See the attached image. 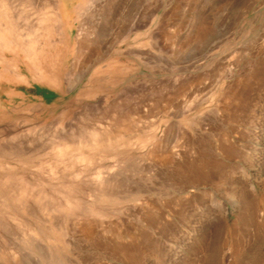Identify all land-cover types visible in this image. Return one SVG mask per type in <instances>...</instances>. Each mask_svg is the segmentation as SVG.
<instances>
[{
  "label": "rangeland",
  "instance_id": "374dc122",
  "mask_svg": "<svg viewBox=\"0 0 264 264\" xmlns=\"http://www.w3.org/2000/svg\"><path fill=\"white\" fill-rule=\"evenodd\" d=\"M6 2L0 264H264V0Z\"/></svg>",
  "mask_w": 264,
  "mask_h": 264
},
{
  "label": "bare ground",
  "instance_id": "6f19581e",
  "mask_svg": "<svg viewBox=\"0 0 264 264\" xmlns=\"http://www.w3.org/2000/svg\"><path fill=\"white\" fill-rule=\"evenodd\" d=\"M6 1H9V0H0V18L3 20V21H5V20H7L6 22H5V24H10V26L12 27V29L11 30H9L10 32H9V34L8 35H10V36H12V40H11V42H9L10 43V45L12 46L10 49L8 48L9 46H7V48L9 49V51H10V53L11 54H13V56H14V58L15 59H17V58H19V55L22 53L24 56H25V59H28V61L31 63V64H28L26 61V63H27V65H26V67L28 68V72H30L31 73V75H34V76H32V78H33V80L34 81H40V82H42V83H46V84H50V85H52V86H54V87H56V88H58V86H55V85H57L58 84V82H57V75H58V71L59 70H57L58 68L56 67V65H57V61H55V60H57V58L56 57H54V58H56V59H54L53 58V60L51 59V60H45V61H42V65H41V62L40 63H36V62H34V60H33V57H30V56H32V55H30L31 53H33V55L34 56H36L35 55V52H34V50L35 49H33V47H32V42H31V40H29L27 37L30 35V36H32V34L31 33H27V34H23L22 33V25H20V24H18V23H21L19 20H20V18L21 19H23L22 18V16L21 15H19L18 16V14H22L21 12H19L16 16L13 14V13H11V15L10 16H6V14H8V13H5L4 11H9V10H7L8 9V7H6ZM10 1H12V0H10ZM14 1H16V0H14ZM6 2V3H5ZM46 2V1H45ZM14 3H16V2H14ZM8 5L10 4V6H11V3H7ZM12 5H14L13 3H12ZM11 9V8H10ZM12 10V9H11ZM4 12V13H3ZM10 12V11H9ZM10 14V13H9ZM13 14V15H12ZM8 17V18H7ZM17 17H19V18H17ZM47 17V16H46ZM7 18V19H6ZM9 19V20H8ZM18 19V20H17ZM50 19V18H49ZM18 21V22H17ZM4 23V22H3ZM44 23V22H43ZM7 26V25H6ZM7 28H9L8 26H7ZM49 28V27H48ZM32 29V28H31ZM53 29V28H52ZM59 29V28H58ZM50 30V29H49ZM47 31V30H46ZM60 31V30H59ZM8 32V31H7ZM47 32H49V31H47ZM53 32H54V30H53ZM59 33V32H58ZM1 34H2V32L0 33V36H1ZM3 35V34H2ZM27 36V37H24V36ZM35 36V35H34ZM52 36H53V34H52ZM23 37L26 39V40H23ZM135 37H136V35H135ZM3 38V37H2ZM1 39V38H0ZM60 40V39H59ZM3 41V40H2ZM86 41H87V38L85 39V40H83V41H81L82 43H81V46H80V50L81 49H83L84 48V44L86 43ZM56 42V41H55ZM2 43L3 42H1L0 41V45H2ZM4 44V43H3ZM30 45V46H29ZM31 47V48H30ZM54 47V46H53ZM3 48V47H2ZM6 48V47H5ZM56 49H57V46H56ZM41 51V50H40ZM94 51H97L96 49H94V50H91V52L93 53ZM38 53V52H37ZM40 54V53H39ZM109 54V53H108ZM78 55H79V51H78V54H77V57H78ZM94 55V54H93ZM52 57V56H51ZM35 58V57H34ZM45 59V58H44ZM43 60V59H42ZM109 60V59H108ZM12 61V60H11ZM9 64H11L10 62H9ZM14 64V63H13ZM22 64H23V62H22ZM37 64V65H36ZM101 64V63H100ZM5 65V64H4ZM3 65V66H4ZM117 64L115 63V64H112V63H107L105 66H103V67H98L97 69H95L94 70V73H93V75L92 76H94V78H91V83L92 84H97L96 86H98V84H99V79L100 78H107V79H105V82H108V83H114L115 81H116V76H117V70H118V68H117V66H116ZM5 66H7V65H5ZM13 66V65H12ZM22 66L23 65H19V68H20V70H21V68H22ZM40 66V68H41V70L43 69L44 70V72H41V71H39V69H38V67ZM42 67H44V68H42ZM7 68H8V66H7ZM36 68V69H35ZM123 68V67H122ZM13 69V68H12ZM35 69V70H34ZM36 70H38V71H36ZM63 70V69H62ZM36 71V72H35ZM10 74V76L11 75H13V73H16V72H14V71H12L11 69H4V71H2V74ZM33 73H35V74H33ZM46 75H45V74ZM52 76V79L50 80V78L48 77V76ZM6 76V75H5ZM91 76V77H92ZM18 77V78H17ZM17 77H15V75H14V77H13V79L15 78L16 80H18V81H20V82H24L25 81V78H23L22 76H18L17 75ZM12 79V80H13ZM26 82V81H25ZM48 82V83H47ZM90 84V83H89ZM92 89H93V85L92 86H89L88 85V87L86 88V90L85 91H83L84 93H86V94H88V95H90L91 96V93L93 92L92 91ZM83 93V94H84ZM94 93V92H93ZM95 96V95H94ZM87 97V96H86ZM89 98V97H88ZM93 99H95V98H93ZM23 123V122H22ZM29 123V122H28ZM2 130V129H1ZM110 131V130H109ZM95 134V133H94ZM92 135V134H91ZM94 136V135H93ZM95 137H96V135H95ZM96 139V138H95ZM107 148V147H106ZM110 148V147H109ZM10 152V151H9ZM15 152V151H14ZM104 153V152H103ZM108 155V154H107ZM108 181V180H107ZM8 188V187H7ZM16 188V187H15ZM28 192H30V191H28ZM38 195V194H37ZM5 198V197H4ZM40 198V197H39ZM46 199V198H45ZM38 200V199H37ZM4 202H6V203H8L7 201H4ZM23 202V201H22ZM2 203H3V201H2ZM0 204H1V202H0ZM24 204V203H23ZM7 208V207H6ZM30 213V212H29ZM28 227V226H27ZM45 227V226H44ZM39 232H40V234H43V230H42V227H40L39 228ZM54 233V232H53ZM61 233V232H60ZM47 234V233H46ZM54 235V234H53ZM62 235V234H61ZM49 237V236H48ZM51 238V237H50ZM53 239V238H52ZM55 240H56V238H55ZM60 240H62V239H60ZM31 247V246H30ZM63 249V248H62ZM39 250V249H38Z\"/></svg>",
  "mask_w": 264,
  "mask_h": 264
},
{
  "label": "crops",
  "instance_id": "0c3cea01",
  "mask_svg": "<svg viewBox=\"0 0 264 264\" xmlns=\"http://www.w3.org/2000/svg\"><path fill=\"white\" fill-rule=\"evenodd\" d=\"M0 68H2L1 67V63H0ZM4 69V66H3V68L2 69H0V76H1V73H2V70ZM3 75H6V76H10V74L8 75L7 73L6 74H3ZM23 77V76H22ZM0 102H1V88H0Z\"/></svg>",
  "mask_w": 264,
  "mask_h": 264
}]
</instances>
